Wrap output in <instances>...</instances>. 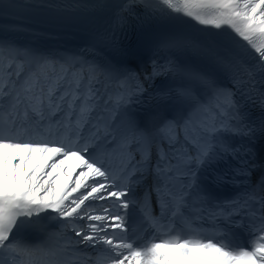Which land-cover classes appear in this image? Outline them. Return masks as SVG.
<instances>
[{"label": "snow or ice", "instance_id": "6c2138e0", "mask_svg": "<svg viewBox=\"0 0 264 264\" xmlns=\"http://www.w3.org/2000/svg\"><path fill=\"white\" fill-rule=\"evenodd\" d=\"M98 6L0 0V12ZM138 6L145 18L229 28L242 51L207 69L153 60L142 76L125 62L88 58L87 50L45 53L0 35V264H88L89 250L98 254L94 264H264V174L252 180L264 117L252 120L246 110L251 104L264 113V0H123L121 31ZM107 42L118 48L116 31ZM189 46L167 39L158 48ZM160 75L178 83L156 94L163 111L140 116L132 105ZM236 136L247 143L234 144ZM229 185L234 194L218 199L214 187ZM137 204L152 228L172 231L181 222L196 236L137 246L128 235V209ZM53 223L57 230L48 231ZM228 226L246 227L249 246L226 242Z\"/></svg>", "mask_w": 264, "mask_h": 264}, {"label": "bare ground", "instance_id": "6f19581e", "mask_svg": "<svg viewBox=\"0 0 264 264\" xmlns=\"http://www.w3.org/2000/svg\"><path fill=\"white\" fill-rule=\"evenodd\" d=\"M35 3H57L62 4L57 0H33ZM73 3L99 5L98 7L84 8L87 10H105V9H119V5L123 0H75ZM7 33L8 36L27 37L33 35V39L40 42L47 49H55L61 43L72 42L78 45L79 52L82 53L87 50L88 58L92 55H99L98 48H100V41L89 36L86 33H79L76 31H66L60 28L51 26H33L21 19L8 17L0 14V34ZM138 63L139 60H136ZM69 168L75 164V159L67 161Z\"/></svg>", "mask_w": 264, "mask_h": 264}]
</instances>
